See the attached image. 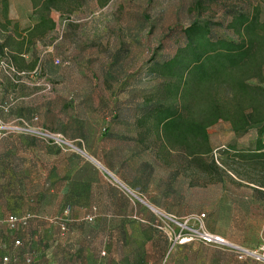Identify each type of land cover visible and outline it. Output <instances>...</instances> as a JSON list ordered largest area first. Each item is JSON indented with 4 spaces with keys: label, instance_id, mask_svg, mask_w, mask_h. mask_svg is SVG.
<instances>
[{
    "label": "rangeland",
    "instance_id": "obj_1",
    "mask_svg": "<svg viewBox=\"0 0 264 264\" xmlns=\"http://www.w3.org/2000/svg\"><path fill=\"white\" fill-rule=\"evenodd\" d=\"M45 1L0 0V264L4 258L25 264L27 256L32 264L97 263L110 241L99 237L107 219L88 224L87 210L74 205L62 235L56 216L31 200L36 184L47 188L57 172H68L67 161L86 165L77 177L103 179L110 187L105 172L122 175L144 202L177 212L184 227L199 229L196 217L205 215L207 232L264 255V165L238 155L254 150L257 131L237 136L220 122L208 130L212 153L191 157L168 147L150 122L137 124L143 101L155 98L159 87L148 75L152 58L173 54L196 20L220 23L222 34L236 11L258 9L264 21V0H56L61 10L49 14L55 30L30 37ZM36 131L60 135L71 146ZM121 131L130 136L119 137ZM12 213L38 217L14 233L2 224ZM190 244L182 250L185 264H263Z\"/></svg>",
    "mask_w": 264,
    "mask_h": 264
},
{
    "label": "trees",
    "instance_id": "obj_2",
    "mask_svg": "<svg viewBox=\"0 0 264 264\" xmlns=\"http://www.w3.org/2000/svg\"><path fill=\"white\" fill-rule=\"evenodd\" d=\"M43 6L41 12H36L38 23L28 31L30 37L35 33L47 35L56 28V22L49 17L52 11L61 10L56 0H46ZM4 8L8 17L7 3ZM219 30L220 23L196 20L183 30V43L173 54L149 61L148 75L159 87L155 98L143 101L144 113L137 124L150 122L168 147L191 157L212 153L208 130L220 122H228L237 136L256 130L254 150L238 155L264 165V21L258 9L236 11L225 26L226 33ZM150 102L154 107L149 106ZM68 207L71 212L66 215ZM73 209V203H68L60 215L53 217L58 219L55 225L62 235L68 232ZM10 215L19 217L12 213L6 218ZM28 215L32 220L38 217ZM61 223L65 233L60 231ZM20 228L26 229H7L15 233ZM27 259L32 264L30 256L25 264Z\"/></svg>",
    "mask_w": 264,
    "mask_h": 264
},
{
    "label": "crops",
    "instance_id": "obj_3",
    "mask_svg": "<svg viewBox=\"0 0 264 264\" xmlns=\"http://www.w3.org/2000/svg\"><path fill=\"white\" fill-rule=\"evenodd\" d=\"M121 132L125 133H119L118 136L121 138L130 136L126 131ZM85 166L72 165L67 161L68 172L61 174L56 170L53 180L44 185L45 187L47 185V188H43L41 183L36 184L31 200L36 201L38 208H42L44 213L47 212L51 217L60 215L68 203L75 206L78 204L87 210L85 217L96 208L98 216L108 220L99 229V237L102 240L105 238L110 240L102 244L96 264H185L182 250L193 245L174 244L162 229V218L166 219L165 216L178 218L177 212L168 210L159 201L149 199L144 202L135 193L134 197L129 193L133 191L129 182L121 174H119L121 179L115 178L127 189L126 191L111 183L110 187L103 179L77 177L79 170ZM73 168L76 169L75 178L70 174ZM16 182L19 183L21 180L18 178ZM78 198L80 203H77ZM61 202L63 204H60ZM160 217L161 222L158 220ZM192 264L218 262L198 259Z\"/></svg>",
    "mask_w": 264,
    "mask_h": 264
},
{
    "label": "built area",
    "instance_id": "obj_4",
    "mask_svg": "<svg viewBox=\"0 0 264 264\" xmlns=\"http://www.w3.org/2000/svg\"><path fill=\"white\" fill-rule=\"evenodd\" d=\"M37 134H40L48 139H52L53 141H55L58 145L60 146H71L69 143H67L66 141H64L63 137H61L60 135H50L47 132H38L36 131ZM105 175H107L108 177H110V179H114V181L111 179V182L113 185L118 186L119 188H121L122 190H127L120 182H118V180L109 172H105ZM107 178V177H106ZM110 182V181H109ZM130 194H132L134 197H136V195L132 192H129ZM71 212V208L68 207L65 211L66 215H69ZM32 217H30L29 215L26 217H17V216H13L10 215L9 217H7L4 221H2V224H4L8 229L10 230H17L20 226H24L26 227L29 223V220ZM96 218V208H93L92 214L88 215L85 217V221L88 223H92ZM165 218L167 220L170 221V223H172L176 228L172 229V227H170V224H166L163 222V226L162 229L166 232L167 236L170 238V240L174 243V244H178V245H185L187 243L190 242H199L202 243L205 246H209V247H213L215 249H220V250H227L233 254H235L237 256V258L241 261H245L247 259H252V260H256L258 262H261L264 264V255H259L256 251H252L249 249H246L244 247H240L237 246L235 244H232L230 242H228L224 237L220 236V235H215V234H211L209 232H207V230L204 228L203 224H202V218H205V215H201L200 217H196L198 223H201V226L199 229H193V228H187L184 227L178 218L176 217H168L165 216ZM170 225V226H169ZM60 227V231L62 233H65L66 228L64 223L59 224ZM185 229L188 230L187 233H185ZM17 245H20V242L17 241L16 242ZM8 262V259L5 258L4 259V264H6ZM27 264L31 263L30 259H27Z\"/></svg>",
    "mask_w": 264,
    "mask_h": 264
}]
</instances>
